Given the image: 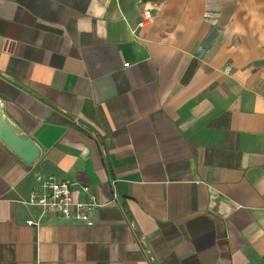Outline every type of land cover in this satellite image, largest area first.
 <instances>
[{
  "label": "crops",
  "instance_id": "1",
  "mask_svg": "<svg viewBox=\"0 0 264 264\" xmlns=\"http://www.w3.org/2000/svg\"><path fill=\"white\" fill-rule=\"evenodd\" d=\"M0 96L42 149L0 139V264H264V0H0Z\"/></svg>",
  "mask_w": 264,
  "mask_h": 264
},
{
  "label": "built area",
  "instance_id": "2",
  "mask_svg": "<svg viewBox=\"0 0 264 264\" xmlns=\"http://www.w3.org/2000/svg\"><path fill=\"white\" fill-rule=\"evenodd\" d=\"M213 16L210 12L206 14L210 21L214 18ZM149 17L148 8L145 7L140 25L145 24ZM77 192L82 193L83 196L76 198ZM18 202L38 207L42 211L55 210L66 220L80 221L87 225L94 224L93 213L101 205L90 186L59 178L53 173H37L28 196L19 199ZM27 224L36 225L37 222L28 219Z\"/></svg>",
  "mask_w": 264,
  "mask_h": 264
},
{
  "label": "water",
  "instance_id": "3",
  "mask_svg": "<svg viewBox=\"0 0 264 264\" xmlns=\"http://www.w3.org/2000/svg\"><path fill=\"white\" fill-rule=\"evenodd\" d=\"M0 139L25 163H35L42 154L40 145L24 131L5 111L0 96Z\"/></svg>",
  "mask_w": 264,
  "mask_h": 264
}]
</instances>
